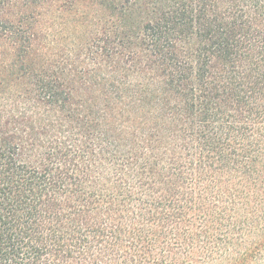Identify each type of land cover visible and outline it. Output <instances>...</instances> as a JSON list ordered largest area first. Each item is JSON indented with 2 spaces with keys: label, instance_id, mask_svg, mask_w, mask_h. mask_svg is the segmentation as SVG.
<instances>
[{
  "label": "trees",
  "instance_id": "obj_1",
  "mask_svg": "<svg viewBox=\"0 0 264 264\" xmlns=\"http://www.w3.org/2000/svg\"><path fill=\"white\" fill-rule=\"evenodd\" d=\"M0 264H264V0H0Z\"/></svg>",
  "mask_w": 264,
  "mask_h": 264
}]
</instances>
